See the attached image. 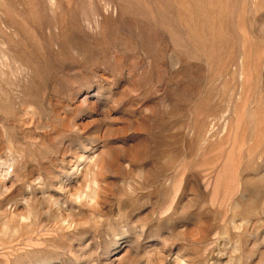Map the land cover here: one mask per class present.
<instances>
[{
    "label": "rangeland",
    "instance_id": "rangeland-1",
    "mask_svg": "<svg viewBox=\"0 0 264 264\" xmlns=\"http://www.w3.org/2000/svg\"><path fill=\"white\" fill-rule=\"evenodd\" d=\"M0 264H264V0H0Z\"/></svg>",
    "mask_w": 264,
    "mask_h": 264
}]
</instances>
